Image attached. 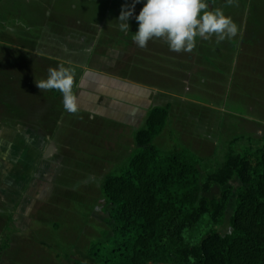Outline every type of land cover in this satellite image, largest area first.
Here are the masks:
<instances>
[{
  "label": "rangeland",
  "instance_id": "obj_1",
  "mask_svg": "<svg viewBox=\"0 0 264 264\" xmlns=\"http://www.w3.org/2000/svg\"><path fill=\"white\" fill-rule=\"evenodd\" d=\"M133 2L0 0V264H92L88 256L90 245L112 234L114 224L101 192V183L108 173L116 172L128 163L135 148L131 150L130 145L124 147L126 153L118 157L116 148L106 147L101 151V148L85 141L88 138L74 140L76 132L73 130L70 132L72 135L67 134L66 121L57 115V130L67 138V145H64L53 131L54 115L63 106L62 93L58 90L40 91L36 84L26 82L39 81L38 63L45 59L38 48L49 43L55 29L65 28V25L68 28L90 29L102 41L115 27L117 35L113 37L114 46H128L126 42L132 40L133 28L137 24L135 17L146 0H140L135 5L134 15L128 20L130 29L124 32L119 27L118 19L122 7H130ZM217 8L222 9L225 16L238 26L235 38L218 43L232 50L237 48V71H240L246 56L252 57L253 64L264 70V0H233L231 5L227 4V0H217L208 6L209 11ZM245 46L248 48L244 51ZM262 79L264 86V77ZM250 80L257 79H249L248 75L247 87L257 85V81L251 83ZM241 82L238 76H224L223 93L238 92ZM210 84H214V79ZM210 102L215 103L217 109L233 107L213 98H210ZM251 104V100H245L243 105L235 104L239 108L231 113L238 115L211 111L216 116L214 123L212 120L204 121L201 114L207 110L195 107L199 131H173L170 128L155 140V145L163 153L185 150L193 162L199 163L203 172L214 173L225 160L230 146L236 152L243 153L264 145V124L254 122L264 120V87L260 105L263 107L256 108L255 105L253 109ZM43 107L46 115L40 117ZM39 118L42 123H50L47 127L43 126ZM227 118L235 121V124L224 123ZM248 118H252V121ZM24 121L29 122L32 128L43 130L46 127L47 132L44 134L42 131L45 148L40 149L43 152L39 158L38 147L30 148L28 153L35 163L25 165L24 179L13 182L12 187L7 183L10 181L7 169L11 165L9 161L6 163V141L11 139L8 137L11 132L8 133L6 127L17 128ZM37 134L30 131L31 143L35 145L38 142ZM18 172L20 170L15 169L13 173L16 175ZM230 185L237 188L239 181L235 180ZM213 190L218 193L216 187ZM234 208L235 193L228 206L224 225L214 228L222 235L231 232L229 220ZM201 226L200 233L212 229L206 221ZM190 235V231L185 233L189 241Z\"/></svg>",
  "mask_w": 264,
  "mask_h": 264
},
{
  "label": "crops",
  "instance_id": "obj_2",
  "mask_svg": "<svg viewBox=\"0 0 264 264\" xmlns=\"http://www.w3.org/2000/svg\"><path fill=\"white\" fill-rule=\"evenodd\" d=\"M76 24L78 25V22ZM138 28L137 22L132 37ZM55 30L49 43L46 42L47 44L38 48V52L45 59L38 63V80L47 79L48 69L60 64L74 71L73 92L78 97V111L71 114L62 106L54 115L53 121L55 137L63 141L64 145H67L65 142L67 138L64 133L57 130L59 126L55 123L59 120L56 118L57 115L66 121L67 134L73 130L76 132V135H73L74 140L88 138L85 141L101 148V151L106 147L116 148L120 157L126 153L125 148L128 145L131 150L135 148L134 135L145 126L148 112L152 107L168 105L171 115L168 129L187 132L199 131L195 107L207 110L201 115H204V121L212 120L213 123L216 118L214 111L236 114L231 113L237 112L234 109L239 108L235 104L243 105L245 100L252 101L253 109L255 105L256 108L263 107L260 106L264 87L263 68L255 66L252 57L246 56L240 71H237V48L234 47L232 50L229 46L219 45L214 40L215 35L207 40L197 37L192 52L177 53L171 51L162 38H153L145 48H140L133 39L126 42L128 45L126 47H115L112 43L113 37L117 35L115 27L107 33L103 41L87 28L76 29L71 26L68 28L65 25V28ZM246 48L248 46L244 47V51ZM248 75L249 79H257L256 86L247 87L245 83ZM224 76L240 77L242 79L240 90L236 93L231 91L223 93ZM212 79L213 85L210 84ZM81 80L84 82L83 86L80 85ZM30 83L35 84V81L26 82ZM210 98L221 100L233 107L217 109L216 104L210 102ZM43 108V113H39L40 117L46 115L45 107ZM248 119L252 121V118ZM39 122L46 127L50 123L49 121L42 123V120ZM254 122L258 125L264 124V120L260 119ZM224 123L234 125L235 121L227 118ZM46 127L42 128L43 130L32 128L29 122L25 121L17 128L6 127V131L11 132L8 134L11 139L6 141V163L9 161V166L11 165L7 169L9 176L7 177L10 179L7 181L8 185L13 187V182L24 179L25 165L35 163V160L31 161L28 153L30 148L38 147L37 157H40V153L43 152L40 149L45 148ZM30 131L38 133L37 145L31 143ZM15 169L20 170V173L15 175L13 173Z\"/></svg>",
  "mask_w": 264,
  "mask_h": 264
},
{
  "label": "trees",
  "instance_id": "obj_3",
  "mask_svg": "<svg viewBox=\"0 0 264 264\" xmlns=\"http://www.w3.org/2000/svg\"><path fill=\"white\" fill-rule=\"evenodd\" d=\"M170 116L168 105L152 107L128 163L103 178L114 229L90 245L92 264H264V145L243 153L230 146L219 169L206 173L187 151L155 145ZM235 180L237 188L228 186ZM234 193L231 232L222 235L214 228L224 225ZM204 221L212 229L200 233Z\"/></svg>",
  "mask_w": 264,
  "mask_h": 264
},
{
  "label": "clouds",
  "instance_id": "obj_4",
  "mask_svg": "<svg viewBox=\"0 0 264 264\" xmlns=\"http://www.w3.org/2000/svg\"><path fill=\"white\" fill-rule=\"evenodd\" d=\"M140 0H134L129 7L121 9L118 21L122 31L130 29L128 20L133 17L135 5ZM233 0H227L231 5ZM138 31L132 39L140 48H145L153 38H162L174 52H192L196 46L197 37L210 39L213 35L216 42L233 39L238 34V26L230 17L225 16L222 9L208 10L205 0H146L139 15ZM83 80L80 85L83 86ZM40 91L58 90L63 96L64 109L75 114L78 111V97L73 92L74 71L63 64L48 69L47 79L35 81Z\"/></svg>",
  "mask_w": 264,
  "mask_h": 264
}]
</instances>
